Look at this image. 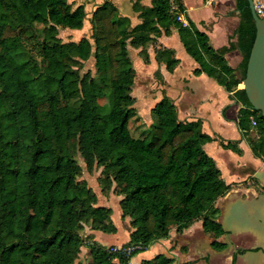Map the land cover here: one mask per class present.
<instances>
[{"label": "trees", "instance_id": "1", "mask_svg": "<svg viewBox=\"0 0 264 264\" xmlns=\"http://www.w3.org/2000/svg\"><path fill=\"white\" fill-rule=\"evenodd\" d=\"M235 2V34L243 58L239 77L223 58L226 48L215 51L192 22L183 27L177 21L185 12L181 0L137 5L141 21L130 31L122 28L116 8L105 3L92 13L91 36L69 42H62L58 32L83 27L82 5L0 0V264H82L77 261L82 247L91 258L87 264H128L173 228L182 233L196 221L214 238L223 235L215 203L232 186L204 150L213 138L202 131L201 121L180 120L173 102L163 97L151 110L154 124L138 137L132 135L129 122L137 112L128 48H142L146 57V46L160 29H177L185 51L199 66L195 73L201 69L241 103L238 127L252 153L264 159V118L251 108L245 91L237 89L245 78L255 22L247 0ZM159 55L173 71V52ZM92 56L97 78L90 71L80 74L81 64ZM104 90L110 91L112 105L100 114L96 109ZM252 129L256 139L249 138ZM238 144L221 146L240 155ZM77 156L87 172L100 169L101 194L111 191L120 197L121 217L131 227L126 244L141 250L126 256L108 253L90 239L85 242L80 234L85 226L106 234L115 233L116 227L111 208L99 205L97 193L80 180L83 168ZM141 264L175 262L158 254Z\"/></svg>", "mask_w": 264, "mask_h": 264}, {"label": "crops", "instance_id": "2", "mask_svg": "<svg viewBox=\"0 0 264 264\" xmlns=\"http://www.w3.org/2000/svg\"><path fill=\"white\" fill-rule=\"evenodd\" d=\"M181 1L185 9L184 18L192 22L198 31L207 35L209 45L215 51L227 49L223 58L227 66L239 77L238 69L243 58L238 49L235 34L239 25V13L236 10L235 0ZM68 2L73 5V8L79 5L84 8L83 27L73 32L77 34L78 39L82 36H91L92 13L105 3L116 8L118 17L126 21L128 31L141 21L136 9L137 5L143 7L152 5V0H68ZM206 6H209L206 16L193 14L194 10H203ZM226 6L233 8L229 11ZM141 50L142 48L135 49L143 62L139 66L138 86L143 104L148 108V116L156 103L163 97H167L175 105L180 120H200L202 131L213 138V141L204 146V150L214 159L221 173L225 172L229 175L228 180H223L232 186V189L215 203V208L218 210L216 221L221 225L222 230L225 227L232 232L229 235L223 232V235L216 239L203 231L201 221L194 222L182 233H178L173 228L167 238L152 243L144 252L133 256L128 264H141L158 254L173 259L175 264H230L231 254L219 251L214 242L226 245L230 239H234L239 234H247L255 238L261 248L255 253H246L242 263L264 264V200H259V196L264 195L262 193L264 187L249 172V169L264 170V159L252 153L238 127L241 103L232 99L231 92L220 86L201 69L199 73H195L199 66L185 51L177 29L171 27L168 33L160 29L154 40L146 46V57L140 54ZM164 50L173 52V57L177 60L173 71H168L165 59L159 57V53ZM129 54L128 51V56ZM136 79L137 75L134 77L132 93H134ZM241 85L242 83L237 86V89H241ZM228 141H239L240 155L221 146V143L226 144ZM119 199L120 197L117 203ZM240 208L244 209L246 215L259 216V220L256 221L253 218L251 225H246L245 221L241 222L236 214ZM116 216L122 218L119 207ZM121 221V227L125 230L123 240L107 242L109 237L115 239V235L107 236L106 233L89 230L87 233L90 235V240L102 246L126 244L129 241L131 227L128 218H122ZM242 263L238 262V264Z\"/></svg>", "mask_w": 264, "mask_h": 264}, {"label": "rangeland", "instance_id": "3", "mask_svg": "<svg viewBox=\"0 0 264 264\" xmlns=\"http://www.w3.org/2000/svg\"><path fill=\"white\" fill-rule=\"evenodd\" d=\"M188 3L190 4V2H188ZM226 8H227V10L230 11V10H232L233 7L232 6L231 7L226 6ZM208 12H209V6H206L203 10H198V11L194 10L193 14H196L198 16H206L208 14ZM121 20H123L125 22V23L123 22V24H122V28L124 29L127 27V23L124 19H121ZM73 32L74 31H70V30H66V29H60L58 32V36L62 42L76 41V40H78V38H77L78 36L76 33H73ZM149 49L150 48H148V50ZM128 51L130 53L129 57H130L131 67H132V70L134 73V77H135V75H137L136 86L134 87V90H133L134 93H132V96L134 97L133 106L136 109L137 114H136V117L129 122V129H130V131L134 137H138L142 131L147 129L151 124H154V122L156 121V117L154 116L152 111L149 112V116H148V108L143 104L144 101L142 99V95L140 93V89L138 86V82H139L138 81V74H139V70H140L139 66L143 64L142 59L135 52V49H132L129 47ZM94 64H95V60H94V57L92 56L88 61L83 62L81 64L80 74H84L85 72L90 71L92 76L95 78L96 77V69H95ZM91 87H92V90L96 94L100 93L99 88L95 87L94 84H92ZM103 94H104V96L98 100V108L96 110L100 114H107L111 109L112 96L110 94V91H108V90H104ZM83 114L88 119H90L91 113H90L88 108H85L83 110ZM252 128H254V127H252ZM249 138H251V139L257 138V135H256L254 129H252L250 131ZM77 160L83 168V172H82V175L80 177V180H85L87 185L95 193H97V195L99 196V202H98L99 205L110 207L112 210L111 221L118 228L116 229V232L111 234V235L105 234L107 236H114L115 235V239H113L114 237H109V239H107V242L112 241V240H115V241L123 240L125 238L124 237L125 230H123V228L121 227L122 218H120V217L118 218L116 216V211L119 207L118 203H117L119 196H116V194L112 193L111 191L108 193L101 194L100 186H99L98 180H97L99 173H100V169L89 173L85 170L84 164H83V162L79 156H77ZM221 174H222V178L224 180H228L229 175L225 174V172L224 173L222 172ZM76 198L79 200L81 199L80 196H76ZM89 230H90L89 227L85 226L83 228V230L80 232V234L83 237V239L85 240V242H87L88 239H90V235L87 233ZM104 247H108V246H104ZM142 252H144V251H141L139 253H142ZM139 253H137V254H139ZM90 259L91 258L89 257V253H88L87 249L85 247H82L77 261H79L82 264H87L90 261Z\"/></svg>", "mask_w": 264, "mask_h": 264}, {"label": "water", "instance_id": "4", "mask_svg": "<svg viewBox=\"0 0 264 264\" xmlns=\"http://www.w3.org/2000/svg\"><path fill=\"white\" fill-rule=\"evenodd\" d=\"M248 7L255 22V38L250 50L245 78L242 82L241 89L245 91L247 100L253 110H256L264 118V15L258 17L254 10L251 0H247ZM252 177L264 187V170L249 169ZM264 200V195L259 196V200ZM238 220L247 222L246 225H251V221L259 220V216L246 215L244 209L236 213ZM262 220V219H260ZM263 222V220H262ZM245 225V224H244ZM243 226V224H242ZM245 228L248 226H244ZM223 232L230 234L232 231L223 227ZM254 253V252H250Z\"/></svg>", "mask_w": 264, "mask_h": 264}, {"label": "flooded vegetation", "instance_id": "5", "mask_svg": "<svg viewBox=\"0 0 264 264\" xmlns=\"http://www.w3.org/2000/svg\"><path fill=\"white\" fill-rule=\"evenodd\" d=\"M262 193L264 194V189L262 190ZM216 247L221 252L226 251L231 254L232 258L230 264H238V262L242 263L246 253H255L261 250L259 242L247 234L236 235L235 238L230 239L226 245H222L221 247L216 245Z\"/></svg>", "mask_w": 264, "mask_h": 264}, {"label": "built area", "instance_id": "6", "mask_svg": "<svg viewBox=\"0 0 264 264\" xmlns=\"http://www.w3.org/2000/svg\"><path fill=\"white\" fill-rule=\"evenodd\" d=\"M252 5H253V10L255 14L258 17H262L264 15V0H251ZM177 21L182 24L183 27L188 26V21L184 18L183 14H178L177 15ZM251 126L255 127L256 126V120L254 116H251ZM106 251L108 253H113V254H123V255H130L136 250H141L142 247L140 245H130V244H123L119 246H108L105 247Z\"/></svg>", "mask_w": 264, "mask_h": 264}]
</instances>
